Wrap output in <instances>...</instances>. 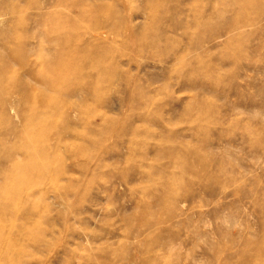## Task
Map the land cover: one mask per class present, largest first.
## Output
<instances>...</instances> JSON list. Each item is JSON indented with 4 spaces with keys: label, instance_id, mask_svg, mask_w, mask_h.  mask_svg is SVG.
<instances>
[{
    "label": "rangeland",
    "instance_id": "obj_1",
    "mask_svg": "<svg viewBox=\"0 0 264 264\" xmlns=\"http://www.w3.org/2000/svg\"><path fill=\"white\" fill-rule=\"evenodd\" d=\"M8 33L0 264H264V0H0Z\"/></svg>",
    "mask_w": 264,
    "mask_h": 264
},
{
    "label": "bare ground",
    "instance_id": "obj_2",
    "mask_svg": "<svg viewBox=\"0 0 264 264\" xmlns=\"http://www.w3.org/2000/svg\"><path fill=\"white\" fill-rule=\"evenodd\" d=\"M3 18V17H2ZM5 26V25H4ZM11 38V39H10ZM13 38V39H12ZM7 41L3 44V45H0V48L1 49H5L8 45H7V43H10V41L9 40H15V42H16V44H17V47L16 48H14V49H16V52H15V56H18V54H20L21 52L20 51H22L21 49L23 48V40H22V38H19V37H13L10 33H8V35H7ZM13 43V42H12ZM19 57V56H18ZM69 65V64H68ZM64 66V65H63ZM71 66H72V64H71ZM52 67V66H51ZM57 67V66H56ZM69 67H70V65H69ZM63 68V67H62ZM71 68V67H70ZM73 68V67H72ZM72 68H71V71H72ZM51 69V68H50ZM65 70H66V68H65ZM62 72H65V71H62ZM69 72V71H68ZM66 73V72H65ZM1 74V73H0ZM68 74V73H67ZM59 75H61V73L59 74ZM69 75H67V77H68ZM66 77V74L64 75L63 74V76L61 75V76H59V78L60 79H64V78H67ZM62 81V80H61ZM65 81V80H64ZM64 83H66V82H64ZM43 88V87H42ZM36 86L35 87H31L30 88V94H32V93H34V92H36ZM38 91V90H37ZM54 94V93H53ZM32 96V95H31ZM51 96V95H50ZM47 98H49V97H47ZM1 108H0V110L2 111V112H7V110L8 109H10L11 111H14L17 115L19 114V112H18V110L17 109H19V107L18 108H16V105H14V104H12V103H8L6 100H3L2 102H1ZM26 135L27 136H29L28 135V133H26ZM31 140H32V138H31ZM0 144H2V146H4L5 145V143H1V141H0ZM17 155V154H16ZM11 157V156H10ZM16 159V158H15ZM14 159V160H15ZM16 161V160H15ZM19 161V160H18ZM14 163H17V161L16 162H14ZM18 165V164H17ZM3 173V172H2ZM11 207V206H10Z\"/></svg>",
    "mask_w": 264,
    "mask_h": 264
}]
</instances>
